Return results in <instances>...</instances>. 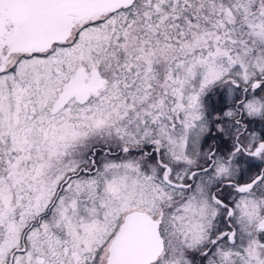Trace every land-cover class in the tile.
<instances>
[{"label": "snow or ice", "instance_id": "snow-or-ice-1", "mask_svg": "<svg viewBox=\"0 0 264 264\" xmlns=\"http://www.w3.org/2000/svg\"><path fill=\"white\" fill-rule=\"evenodd\" d=\"M0 264H264V0H0Z\"/></svg>", "mask_w": 264, "mask_h": 264}]
</instances>
